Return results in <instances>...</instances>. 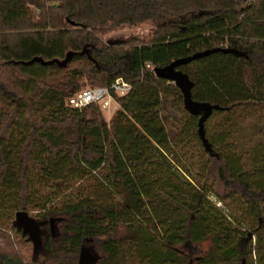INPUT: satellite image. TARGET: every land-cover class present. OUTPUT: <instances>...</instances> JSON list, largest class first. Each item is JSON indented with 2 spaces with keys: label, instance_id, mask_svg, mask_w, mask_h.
<instances>
[{
  "label": "trees",
  "instance_id": "1",
  "mask_svg": "<svg viewBox=\"0 0 264 264\" xmlns=\"http://www.w3.org/2000/svg\"><path fill=\"white\" fill-rule=\"evenodd\" d=\"M145 21L149 41L101 37ZM216 47L230 50L177 66L193 100L219 106L203 141L199 115L154 69ZM68 52L64 67L27 63ZM117 77L132 88L108 120L99 104L67 103ZM164 97L180 115L172 128ZM259 107L264 0H0V220L36 213L55 264H78L81 247L95 264H264V152L247 165L232 141L236 112ZM0 264L27 263L0 253Z\"/></svg>",
  "mask_w": 264,
  "mask_h": 264
},
{
  "label": "rangeland",
  "instance_id": "2",
  "mask_svg": "<svg viewBox=\"0 0 264 264\" xmlns=\"http://www.w3.org/2000/svg\"><path fill=\"white\" fill-rule=\"evenodd\" d=\"M154 24L150 21H145L134 26H121L107 31L101 35L103 40L111 39H137L141 41H149L154 31ZM94 87L86 84L84 88ZM162 116L166 125L169 128L176 126V120L180 117L179 113L171 106L172 97L163 98ZM118 108V104L112 105L110 109H102L103 116L108 120L114 111ZM236 120L235 137L232 140L236 150L242 154L247 165H251V156L253 153L264 152V108H247L243 112L237 111L234 116ZM207 198L223 213L228 215L234 221L233 216L237 217V211L230 208L226 203L218 199L212 193H208ZM231 206H233L231 204ZM39 226V236H43L44 227L41 224L40 217L36 213H29ZM236 221V220H235ZM264 225V223H263ZM23 231L20 225H15L14 219L0 220V253L21 258L27 264L35 262L36 264H55L53 260L46 259L41 245L34 247L28 233L23 236L20 233ZM256 244V238H252V245ZM206 247V243L203 245ZM77 264V261H76Z\"/></svg>",
  "mask_w": 264,
  "mask_h": 264
},
{
  "label": "water",
  "instance_id": "3",
  "mask_svg": "<svg viewBox=\"0 0 264 264\" xmlns=\"http://www.w3.org/2000/svg\"><path fill=\"white\" fill-rule=\"evenodd\" d=\"M230 49L227 48H212L206 49L203 51L196 52L192 55L175 59L168 65L164 67H156L154 69V73L156 76L161 77L163 79L169 80L176 87L179 88L183 97V105L184 108L192 114L199 115L198 119V134L200 138L205 141L204 137V122L210 116L213 110L219 109L218 105L210 104L208 102H199L195 101L191 98V87L192 81L189 79L187 74L177 69V66L182 63L190 62L194 59L206 56L212 52L223 51L227 52ZM82 53V52H81ZM73 53L68 52L63 59H51V60H43L41 57H33L27 63L39 61L44 64H54L56 63L59 66H66L69 60L72 58ZM16 223L22 227L25 233H28L32 242L34 243V247L41 245V240L39 236V226L36 223V220L30 216L26 211H18L16 213ZM98 257L96 254L92 253L89 248L81 247L78 256V264H95L97 262ZM29 264H36L35 262H31Z\"/></svg>",
  "mask_w": 264,
  "mask_h": 264
},
{
  "label": "built area",
  "instance_id": "4",
  "mask_svg": "<svg viewBox=\"0 0 264 264\" xmlns=\"http://www.w3.org/2000/svg\"><path fill=\"white\" fill-rule=\"evenodd\" d=\"M149 66V64H147ZM132 88L130 82L123 77L115 78L107 86H94L83 88L67 99V103L79 110L90 104H99L102 109L107 110L117 104L114 95H126Z\"/></svg>",
  "mask_w": 264,
  "mask_h": 264
}]
</instances>
